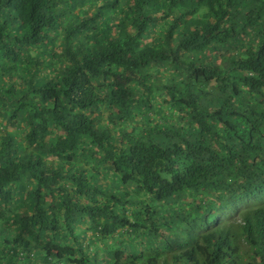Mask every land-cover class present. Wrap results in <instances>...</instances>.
I'll use <instances>...</instances> for the list:
<instances>
[{
  "label": "trees",
  "instance_id": "trees-1",
  "mask_svg": "<svg viewBox=\"0 0 264 264\" xmlns=\"http://www.w3.org/2000/svg\"><path fill=\"white\" fill-rule=\"evenodd\" d=\"M0 264H264V0H0Z\"/></svg>",
  "mask_w": 264,
  "mask_h": 264
}]
</instances>
